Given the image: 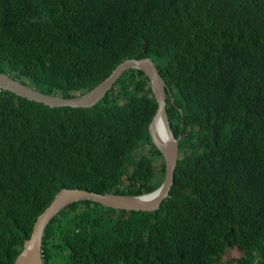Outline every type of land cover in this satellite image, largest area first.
<instances>
[{
	"label": "trees",
	"instance_id": "1",
	"mask_svg": "<svg viewBox=\"0 0 264 264\" xmlns=\"http://www.w3.org/2000/svg\"><path fill=\"white\" fill-rule=\"evenodd\" d=\"M147 57L181 136L169 195L154 212L68 205L44 230V264H264V0H0V72L41 93L78 97ZM156 109L137 69L92 108L0 90V264L62 189L156 190Z\"/></svg>",
	"mask_w": 264,
	"mask_h": 264
},
{
	"label": "water",
	"instance_id": "2",
	"mask_svg": "<svg viewBox=\"0 0 264 264\" xmlns=\"http://www.w3.org/2000/svg\"><path fill=\"white\" fill-rule=\"evenodd\" d=\"M131 69L140 70L147 77L157 104L155 114L148 125V132L152 143L164 159L165 172L161 185L156 190L140 196L100 194L80 189L60 190L49 206L37 217L30 237L24 240L22 251L16 257L14 264H44L41 251L44 230L59 211L72 203L91 201L119 211L154 212L158 210L162 201L168 197L173 185L181 136L175 138L170 129L166 111V83L149 57L123 61L107 78L85 94L74 98H61L41 93L0 72V90L11 92L20 98L50 108H92L105 97L118 79Z\"/></svg>",
	"mask_w": 264,
	"mask_h": 264
},
{
	"label": "rangeland",
	"instance_id": "3",
	"mask_svg": "<svg viewBox=\"0 0 264 264\" xmlns=\"http://www.w3.org/2000/svg\"><path fill=\"white\" fill-rule=\"evenodd\" d=\"M242 256V252L236 248L226 250L221 256V262L225 263L227 261H235V259Z\"/></svg>",
	"mask_w": 264,
	"mask_h": 264
},
{
	"label": "clouds",
	"instance_id": "4",
	"mask_svg": "<svg viewBox=\"0 0 264 264\" xmlns=\"http://www.w3.org/2000/svg\"><path fill=\"white\" fill-rule=\"evenodd\" d=\"M179 151V150H178ZM150 193V192H149Z\"/></svg>",
	"mask_w": 264,
	"mask_h": 264
},
{
	"label": "bare ground",
	"instance_id": "5",
	"mask_svg": "<svg viewBox=\"0 0 264 264\" xmlns=\"http://www.w3.org/2000/svg\"><path fill=\"white\" fill-rule=\"evenodd\" d=\"M55 217V216H54Z\"/></svg>",
	"mask_w": 264,
	"mask_h": 264
}]
</instances>
